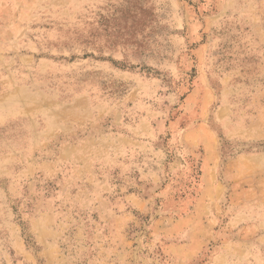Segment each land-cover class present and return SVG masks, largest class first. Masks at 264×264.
Instances as JSON below:
<instances>
[{
  "label": "rangeland",
  "instance_id": "1",
  "mask_svg": "<svg viewBox=\"0 0 264 264\" xmlns=\"http://www.w3.org/2000/svg\"><path fill=\"white\" fill-rule=\"evenodd\" d=\"M0 264H264V0H0Z\"/></svg>",
  "mask_w": 264,
  "mask_h": 264
}]
</instances>
